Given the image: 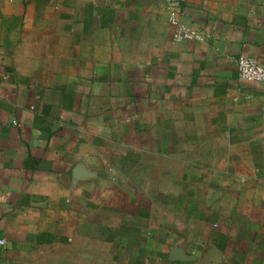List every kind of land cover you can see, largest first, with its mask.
Wrapping results in <instances>:
<instances>
[{"label":"crops","instance_id":"crops-1","mask_svg":"<svg viewBox=\"0 0 264 264\" xmlns=\"http://www.w3.org/2000/svg\"><path fill=\"white\" fill-rule=\"evenodd\" d=\"M180 3L0 0V264H264V0Z\"/></svg>","mask_w":264,"mask_h":264},{"label":"built area","instance_id":"built-area-1","mask_svg":"<svg viewBox=\"0 0 264 264\" xmlns=\"http://www.w3.org/2000/svg\"><path fill=\"white\" fill-rule=\"evenodd\" d=\"M181 0H168V7L171 10L170 23L174 29L173 39L176 42H186L199 40L201 33L189 27L182 19L183 14ZM240 77L249 82H264V66L259 60L246 56H240L237 59ZM5 242L2 241L1 244Z\"/></svg>","mask_w":264,"mask_h":264}]
</instances>
